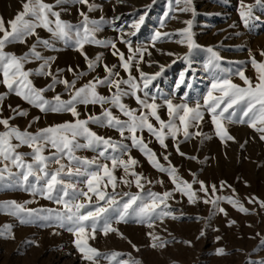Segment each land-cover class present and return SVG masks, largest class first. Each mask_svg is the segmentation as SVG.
Returning a JSON list of instances; mask_svg holds the SVG:
<instances>
[{
  "label": "snow or ice",
  "instance_id": "6c2138e0",
  "mask_svg": "<svg viewBox=\"0 0 264 264\" xmlns=\"http://www.w3.org/2000/svg\"><path fill=\"white\" fill-rule=\"evenodd\" d=\"M155 3V0H153ZM192 0H170L169 12L165 13L166 19H177L176 15L169 13H185L194 9L191 7ZM65 5L77 6L80 20L72 24L61 18V13L69 9ZM255 5L264 6V0H255ZM83 6L87 8L84 11ZM241 19L246 27L251 26L254 5L243 4ZM23 11L18 12L14 19L7 22L0 17V85L7 91L0 93V188H21L30 192L33 196H40L61 206L57 210L51 209H30L26 205L33 201H26L21 204L16 201L0 202V214L15 217L19 224L27 225L36 221L48 222L55 220L58 227L64 228L72 233L76 239L74 244L81 254V258L89 264H99L100 259H107L109 264L116 261V264H141L139 260L131 257L126 260H117L123 255L113 252L103 254L92 247L88 241L95 239L97 233L107 236L110 233H118L114 224L129 223L134 221L138 224L154 227L157 221L163 223L165 218L178 219L170 211L168 201L174 198V193L179 192L186 196L189 204L203 202L211 204L214 214L222 213L227 216L226 210L221 207L222 202H227L241 213L249 214L238 198L233 195H218L225 187L226 182L221 181L218 189L215 184L206 185L193 173V180L188 182L180 177L178 170L171 164L169 159L171 153L167 151L169 145L166 143L171 139L173 147L178 155L187 157L181 151L180 145L195 137L203 136L199 131L205 113L211 117L215 126V134L222 142L234 141L226 127V123H247L250 127L260 133V139L264 140V61H257L251 57V64L257 72L256 82L245 75L243 69H238L236 75L243 81L244 86L233 83L231 78L216 76L211 87L203 97V103H196L189 106L187 102L180 104L173 103L168 97H158L152 94L150 86L164 71L160 65V71L149 74L144 72L140 65L145 61V55L150 56L151 52L146 47H133L132 40L141 25L144 23L145 14L140 15L137 20L127 25L131 31L126 32L123 28L118 29L120 35L117 40L98 39L96 33L102 31L105 23L115 24L121 17H114L111 21H105L101 16L93 19L89 13L100 9L94 0H55L54 4L45 3L44 0H24ZM59 8V10H56ZM162 21V26H163ZM188 27L178 30L183 37L178 43H186L189 52L195 44L190 31L192 21H185ZM43 28L50 33L49 39L40 37L37 29ZM34 37V42L29 46L28 51L20 56L5 51V48L12 43L26 44L29 38ZM172 34L156 31L153 35L151 46L161 40H170ZM55 41H62L65 45L80 52L87 64V71L79 70L69 66L66 70L61 68L53 69L56 60L55 56H45L42 50L55 47ZM117 43L123 44L128 50L127 56L120 51ZM87 44L112 49V55L118 58V64L108 65L103 62V54H97L95 58L88 57L84 51ZM157 51H161L157 49ZM209 65L219 67L216 63L221 58L218 53L209 47ZM169 56L175 53H163ZM264 56V50L260 52ZM180 58V57H178ZM182 59L187 60L186 54ZM175 62V61H173ZM37 63L34 69H27V64ZM103 68L104 75H93L87 82H78L90 73H96L98 68ZM120 69L127 78L120 75ZM135 70L138 75L134 74ZM67 71L72 74L73 79L69 80L64 76ZM33 77H40L49 82L38 88ZM185 83L182 74L180 83ZM58 86H63V92H57ZM108 90V95L102 94L99 89ZM55 93L51 99L45 93ZM9 95H15L33 108L43 114L67 113L73 117L71 121L60 124L37 128L32 132L28 129L40 120L39 116L33 117L27 128L21 130L12 122L17 118L27 117L28 111L20 105L13 107L7 105L11 115L4 116L5 100ZM67 95L68 99L63 96ZM134 98L137 108L126 104L125 98ZM162 99V103H157ZM80 106L84 108L100 109L99 113L88 112L81 118ZM166 108L169 119L161 118L159 110ZM126 119H121L113 110ZM156 123H153L152 121ZM158 125V126H157ZM95 126L101 129H112L118 133L119 138L104 136L92 130ZM197 129V131H190ZM147 131L151 137L164 150L163 160L160 162L157 153L149 147L151 140L146 141L143 132ZM126 141H130V144ZM247 143V141H245ZM27 147L29 152H21L19 149ZM241 148L244 145H240ZM137 149L148 160L150 165L160 173L167 174L170 182L174 185L171 191L156 193L144 192L145 185L151 184L152 180L135 170L139 161L131 155V149ZM80 151H91L95 155L91 158L77 155ZM127 157V158H125ZM30 158V159H29ZM198 159L195 156L187 157ZM16 169V171H13ZM117 170H122L124 175L117 177ZM160 184L162 180L157 181ZM131 187L133 184L140 189V193L118 192V186ZM199 184V189L193 185ZM109 188L111 191H109ZM143 193V194H141ZM198 193H203L201 197ZM248 203L259 204L264 209V201L257 197H248ZM235 221H229V226ZM42 226H51L50 223H43ZM11 224L0 226V239H14ZM204 233L201 232V235ZM122 236V234H120ZM153 243L151 247H164L169 241H165L153 233H148ZM219 239V238H218ZM159 242L158 244L156 242ZM26 244H33L34 241H25ZM129 243H131L129 241ZM190 244V242H185ZM264 246V241L261 242ZM133 249L139 251L136 245ZM218 255H226L223 248L217 250ZM248 264H264V260H249Z\"/></svg>",
  "mask_w": 264,
  "mask_h": 264
},
{
  "label": "rangeland",
  "instance_id": "374dc122",
  "mask_svg": "<svg viewBox=\"0 0 264 264\" xmlns=\"http://www.w3.org/2000/svg\"><path fill=\"white\" fill-rule=\"evenodd\" d=\"M23 2L24 0H0V17L6 22V26L18 12L23 11ZM44 2L54 4L55 0H44ZM94 2L100 6V9L89 13L91 18L99 19L103 16L105 21H111L114 17H121L114 25L105 23L102 31L96 33L97 38L101 40H117L120 35L118 29L131 31L127 25L146 13L139 32L129 38L132 40L133 47L143 46L151 52L150 56L145 55V61L152 62L151 66L149 63L140 65L144 72L154 74L160 71V65L164 66V71L153 81V86H150L152 94L158 97H168L175 104L187 102L189 106H195L198 102L203 103V97L209 91L216 76L231 78L233 83L244 86L243 81L235 74L238 69H243L245 75L253 83L256 82L257 72L250 61L252 56L257 61H264V56L260 55V52L264 50V6L255 5V0H243V4L254 5L252 14L255 19L250 22V27L244 25L240 16L242 0H192L191 7L195 10L194 14L192 11L169 13L176 15L177 19L165 18V13L169 12L170 0H155V3L153 0H94ZM64 7L69 10L62 12L61 18L77 24L81 19L77 6L65 5ZM79 7L87 11L86 7ZM188 20L192 21L190 31L197 45L191 52L186 43L177 42L183 38L178 30L188 27L185 23ZM158 30L172 34V38L158 41L153 48L152 38ZM37 32L43 39L50 37V33L43 28L37 29ZM34 40L35 38L32 37L26 44L12 43L5 48V51L20 56L28 51ZM54 43V48L42 50L45 56L56 57L53 69L66 70L69 66L72 68L79 66V70L87 71L86 61L80 52L62 41ZM117 47L127 56L128 50L125 45L117 43ZM209 47L213 48L221 58L216 62L219 64L218 68L208 63L210 53L207 49ZM84 51L90 58H95L97 54L102 53L103 62L108 65L119 63L118 58L112 55L110 48L87 44ZM167 52L176 55L163 54ZM186 54L188 59H182ZM37 66V63H32L25 67L34 69ZM133 72L138 75L135 70ZM97 74L100 76L105 74L102 67L98 68L96 73L83 77L77 87ZM182 74L185 77V83L177 88ZM120 75L127 78V74L122 69H120ZM64 76L69 80L73 79L72 74L67 71L64 72ZM32 79L38 88L44 87L49 82L40 77ZM6 91L7 89L0 85V93ZM56 91L63 92V86H58ZM99 91L108 95V90L105 88ZM45 95L51 99L55 93L48 92ZM63 98L68 99V96L64 95ZM124 102L132 108L138 107L134 98L127 97ZM157 103H162V99H158ZM8 104L13 107L20 105L28 111L27 117L17 118L12 122L21 130L27 128L29 121L36 116H39L40 120L28 129L29 131L34 132L37 128L73 120V117L67 113L43 114L15 95H9L6 98L4 116L11 115L7 108ZM79 111L81 118H84L88 112L99 113L100 109L98 107L86 109L80 106ZM113 111L121 119H126L118 110ZM159 114L162 119L166 121L169 119L166 108H161ZM152 122L156 123L154 120ZM90 127L100 135L119 138L118 133L112 129ZM226 127L229 134L235 138L234 141L222 142L215 134V126L211 122L210 115L205 113L198 130L209 139L195 137L180 145L181 151L186 153L187 157L195 156L198 159L193 160L178 155L173 147L174 142L168 139L167 151L171 153L169 159L183 180L191 182L192 174L195 173L196 177L204 181L206 185L215 184L218 189L221 181L226 182V185L231 187H225L217 194L233 195L232 189H234V198H238L249 209V214L241 213L227 202L221 203L227 216L222 213L214 214L211 204L203 202L189 204L186 196L175 192L174 198L170 199L168 204L170 211L178 219L165 218L163 223L157 221L152 228L134 221L114 224L118 233H110L107 236L97 233L96 238L89 239L88 243L103 254L113 252L123 254L117 257V260L129 259L128 254H131V257L139 260L141 264H248L249 260H264V246L261 244L264 241V209H261L258 203H248L247 199L254 196L259 201H264V140H261L260 133L247 123H226ZM190 131H197V129H190ZM143 136L146 141L151 140L149 147L157 153L160 162L167 166L162 157L164 150L146 130ZM126 142L130 144V141ZM242 144L243 148L240 147ZM19 151L27 153L30 149L23 147ZM77 155L91 158L95 154L91 151H80ZM131 155L140 162L135 170L152 180L151 184L145 185V193L149 190L163 193L174 188L168 175L154 169L137 149L132 148ZM115 175L119 178L124 173L122 170H117ZM160 180L164 183L157 182ZM199 187V184L193 185L194 189ZM109 191H111L110 188ZM117 191L140 193V189L134 184L131 187L120 184ZM198 195L204 196L203 193ZM5 201H16L21 204L33 201L26 207L37 210H57L61 207L40 196H33L21 188H0V202ZM229 221H235V224L229 226ZM43 223H50L51 226H42ZM6 224L13 225L14 239H0V264H89L81 258L74 244L76 237L64 228L58 227L54 219L48 222L36 221L21 225L15 217L0 214V226ZM150 232L169 243L164 247H151L153 241L148 235ZM201 232L204 234L201 235ZM25 241L35 243L26 244ZM133 244L139 248V251L133 249ZM220 248H223L227 254L218 255L217 250ZM99 264H109V262L107 259H100ZM112 264H116V261Z\"/></svg>",
  "mask_w": 264,
  "mask_h": 264
}]
</instances>
